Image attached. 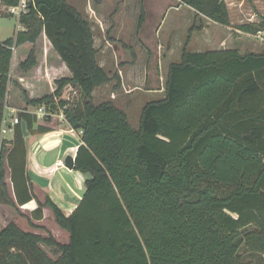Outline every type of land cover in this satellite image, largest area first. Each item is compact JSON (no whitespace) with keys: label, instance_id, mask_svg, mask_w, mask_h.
Wrapping results in <instances>:
<instances>
[{"label":"trees","instance_id":"1","mask_svg":"<svg viewBox=\"0 0 264 264\" xmlns=\"http://www.w3.org/2000/svg\"><path fill=\"white\" fill-rule=\"evenodd\" d=\"M19 2L0 0V9ZM181 2L231 24L225 0ZM19 22L23 29L0 42V121L14 49L33 44L21 63L29 71L39 63L34 45L45 34L71 76L56 79L52 94L22 92L28 104L62 109L81 131L74 168L90 177L70 216L50 198L45 202L70 233L69 243L12 221L0 230V264H248L242 247L264 254V51H190L185 45L181 60L169 66L164 96L143 106L135 128L119 104L95 101V90L111 77L98 61L83 11L67 0H29ZM238 29L258 34L264 17ZM69 84L79 97L57 102ZM18 116L13 140L4 139L0 149V192L14 206L32 199L23 123L31 131L38 121L26 110ZM47 130L40 125L36 131ZM8 167L15 186L24 183L29 194L18 203L8 193Z\"/></svg>","mask_w":264,"mask_h":264},{"label":"rangeland","instance_id":"2","mask_svg":"<svg viewBox=\"0 0 264 264\" xmlns=\"http://www.w3.org/2000/svg\"><path fill=\"white\" fill-rule=\"evenodd\" d=\"M67 1L83 11L91 22L98 61L111 77L110 82L95 90V101L113 100L119 104L127 111L135 128L139 127L143 106L148 101L160 99L158 95L161 93L158 92L162 87L165 89L169 66L181 60L185 45L190 51L219 47L238 48L242 53L264 51V31L252 34L238 29L241 24L261 21L264 0H225L230 12V25H222L197 13L195 8L181 0ZM8 8L2 5L0 9V42L15 37L22 29L19 15H10ZM190 28L197 29L190 33ZM45 37L41 35L34 45L39 60H42L47 47L54 50ZM21 46L31 50L33 44ZM18 72L14 69V75ZM65 72L62 70L59 75L67 77ZM18 87L21 86L16 80L12 89L16 91ZM156 89L158 92L154 91ZM78 97V88L69 84L55 100L60 102L68 98L73 101ZM46 250L53 256L47 245ZM240 253L248 264H264L262 253L249 252L245 247Z\"/></svg>","mask_w":264,"mask_h":264},{"label":"crops","instance_id":"3","mask_svg":"<svg viewBox=\"0 0 264 264\" xmlns=\"http://www.w3.org/2000/svg\"><path fill=\"white\" fill-rule=\"evenodd\" d=\"M45 39L51 44L47 36ZM19 47V51H17L18 48L14 49L11 68L12 82L9 85L6 112L11 118L19 111L26 110L38 118L31 131L26 126L28 134L24 133L27 146L25 174L32 199L23 204L18 203L19 198L25 199L29 194L24 183L19 182L18 186H15L11 167H8L6 176L8 193L18 204L14 206L6 203L5 196L0 192V230L14 221L25 231L45 237L53 236L56 241L67 244L70 242V233L57 223L52 208L45 202L47 198H50L67 216H70L78 207L86 190V179L90 177V174L75 168H68L65 161L68 155L76 159L78 147L82 143L81 131L75 130L68 124L64 111L61 109L55 112L47 110L45 113L38 112L40 105L28 104L22 88L27 90L31 98L52 94L56 90V79L61 77L59 72L66 71L65 76H71V72L57 51L50 50L49 47L46 49L47 52L46 50L43 52L42 60H39L37 53L39 63L36 67L29 71H23L21 63L27 59L30 50L21 48L22 46ZM173 48L171 47V49ZM49 54L50 56H48ZM52 59L54 62H51ZM14 69L19 70L16 75H14ZM16 80L22 87H18L14 91L12 86ZM162 89L164 87L160 88L159 92L158 89L154 90L161 93L158 95L159 98L164 96ZM40 125L47 127L48 130L37 132V127ZM14 134L15 128L6 134L4 139L13 140ZM44 247L46 248V245Z\"/></svg>","mask_w":264,"mask_h":264},{"label":"built area","instance_id":"4","mask_svg":"<svg viewBox=\"0 0 264 264\" xmlns=\"http://www.w3.org/2000/svg\"><path fill=\"white\" fill-rule=\"evenodd\" d=\"M28 2L29 0H20L19 4L16 6H11L9 7V11L12 14L20 15L22 13L28 12ZM68 99V98H67ZM38 112L40 113H45L46 112V107L45 105H41L38 107ZM20 123V118L16 114L15 116L9 118L6 110L4 112L3 118L0 121V127H1V132H0V144H2V141L4 140L6 134L9 131L14 130L15 126Z\"/></svg>","mask_w":264,"mask_h":264},{"label":"water","instance_id":"5","mask_svg":"<svg viewBox=\"0 0 264 264\" xmlns=\"http://www.w3.org/2000/svg\"><path fill=\"white\" fill-rule=\"evenodd\" d=\"M55 106H56V105H55ZM23 130H24V133L27 135L28 132H27V130H26V124H25V123H23ZM65 164H66V166H67L68 168L73 169V168L75 167V158H74L73 156H71V155H68V156L66 157Z\"/></svg>","mask_w":264,"mask_h":264},{"label":"bare ground","instance_id":"6","mask_svg":"<svg viewBox=\"0 0 264 264\" xmlns=\"http://www.w3.org/2000/svg\"><path fill=\"white\" fill-rule=\"evenodd\" d=\"M67 153V152H66ZM84 191V190H83ZM76 208V207H75ZM71 210V209H70Z\"/></svg>","mask_w":264,"mask_h":264}]
</instances>
